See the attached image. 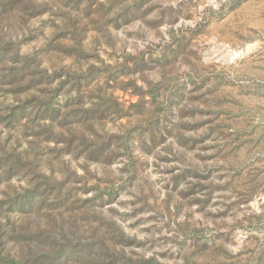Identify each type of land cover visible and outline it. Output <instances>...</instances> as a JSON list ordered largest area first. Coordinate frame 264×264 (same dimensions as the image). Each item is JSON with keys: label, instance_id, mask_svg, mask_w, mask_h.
Masks as SVG:
<instances>
[{"label": "clouds", "instance_id": "1", "mask_svg": "<svg viewBox=\"0 0 264 264\" xmlns=\"http://www.w3.org/2000/svg\"><path fill=\"white\" fill-rule=\"evenodd\" d=\"M23 3L0 19L8 67L62 31L80 55L0 95L60 110L0 124V201L37 193L0 209V264H264V0ZM75 109L95 115L61 123Z\"/></svg>", "mask_w": 264, "mask_h": 264}, {"label": "rangeland", "instance_id": "2", "mask_svg": "<svg viewBox=\"0 0 264 264\" xmlns=\"http://www.w3.org/2000/svg\"><path fill=\"white\" fill-rule=\"evenodd\" d=\"M144 0H139V3L133 5L127 11L131 15H135L138 12L140 5ZM80 3V0H66V4H73L76 6ZM23 6L24 10H27L31 7L30 4H24L23 0H0V19L4 17V14L12 9L19 6ZM37 10L33 9L29 15H36ZM66 32L57 33L54 37V42H50L47 47L40 49L35 57L32 58H20L12 57L16 63L12 67H8L5 64L6 58L11 50V45L3 44L2 39H0V95H3L5 91H10L16 94H23L26 90L32 87H39L42 91L47 90V86L54 79V76H49L46 71L39 68V63L41 59H51L56 56H71L73 54L79 56L80 53L78 49L65 46L63 43H60L61 39L66 36ZM33 35H29L26 38L27 40L33 39ZM22 41V43L26 42ZM95 70H90L88 76L77 77V84L75 86L79 87L80 81L89 80L94 74ZM55 75H59L58 73ZM31 77L27 84L21 83L25 78ZM71 79V77H69ZM67 83V81L62 82ZM58 91V90H57ZM55 97L47 101H40L33 97L31 100H28L15 108H11L7 115H4L3 112L6 110L7 106L0 104V124L5 127L14 128L21 118L24 116H31L35 120H40L44 118H50L53 121H56L60 116V110L57 107H54ZM34 113V115H32ZM90 115H95V113H82L79 109H75L72 112L66 113L64 115L63 121L61 123L67 124L72 120L84 119ZM44 134L45 139L49 138L51 133L49 129L42 128L40 132L34 133V135ZM39 155V153H38ZM4 161H0V166ZM37 195L36 192H28L24 196H16L15 198H9L7 201H0V209H2L5 204H7L12 209H19L22 211L30 210L34 205V197ZM73 253L71 251L67 253H61L55 258L51 264H65V260L68 257H71ZM121 259L120 256H113L109 259L108 264H117V261ZM36 264H49L46 258H43L36 262Z\"/></svg>", "mask_w": 264, "mask_h": 264}]
</instances>
